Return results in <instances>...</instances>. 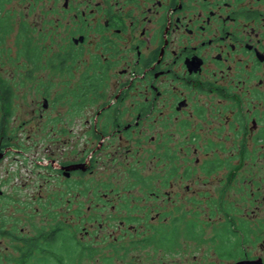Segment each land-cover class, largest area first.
<instances>
[{
  "label": "flooded vegetation",
  "instance_id": "flooded-vegetation-1",
  "mask_svg": "<svg viewBox=\"0 0 264 264\" xmlns=\"http://www.w3.org/2000/svg\"><path fill=\"white\" fill-rule=\"evenodd\" d=\"M11 19L23 33L36 32L39 40L52 34L58 63L86 68L85 102L89 93L101 101L94 122L86 124L83 149L72 160H67L66 152L63 155L59 171L67 180L74 174L93 176L105 160L123 149L132 152L130 156L138 154L134 160L140 164L139 157L148 151L138 146L139 140L130 144L129 136L144 130L166 132L163 147L168 152L172 146L181 151L204 144L217 146L225 112V126L232 132L240 126V135L250 136L241 139L242 147L248 150L246 144L259 131L260 144H256L264 145L260 126L264 121V0H0V31ZM100 83L106 85L100 89ZM43 108H48L47 99ZM76 126L66 128L75 136ZM116 137L120 144L113 147L109 140ZM8 151L0 149V157ZM218 152L195 154L193 166L188 155L175 156L177 164L172 166V160L158 161L151 150L149 157L155 161L150 163V174H157L164 164L158 171L168 191L143 187L144 176L130 172L132 185L140 187L132 202L131 192L119 193V207L112 204L115 198L107 187L88 190L98 197L94 207L120 209L122 228L127 225V211H135L138 222L131 226L134 239L110 235L106 245L100 241L104 243L100 253L93 255L124 259L129 250L139 249L133 264H184L183 259L202 243L211 220L231 207L226 196L231 181L222 189L212 186L213 190L205 191L189 184L198 169L210 176L229 168L232 157ZM174 179L185 183L184 197L172 195ZM167 203L168 207L163 206ZM223 218L226 221V214ZM178 225L180 231L173 235ZM212 229L216 230L212 238L221 240L219 228ZM222 249V259H234L232 264L258 259L264 264L263 255L251 257L243 251L236 255L229 252L232 247ZM260 250L264 251V241ZM200 260L193 256L195 264H202Z\"/></svg>",
  "mask_w": 264,
  "mask_h": 264
},
{
  "label": "rangeland",
  "instance_id": "rangeland-1",
  "mask_svg": "<svg viewBox=\"0 0 264 264\" xmlns=\"http://www.w3.org/2000/svg\"><path fill=\"white\" fill-rule=\"evenodd\" d=\"M11 18L15 19L14 16ZM12 19L8 21L10 26L7 22V27L3 26L5 28L0 31V149L1 153L5 148L9 149L0 158V191L3 192L0 196V264H12L13 258L19 255L16 248L21 246V243L14 242L8 235H2L4 231L28 238L36 235L40 229L51 231L63 224L70 226L72 232H82L78 234V241L94 248L95 253H100L104 246L100 241H105L110 235H127L129 239H134L136 236L131 226L138 223L134 221V216L137 219L135 211L125 212L128 220L122 228L119 226L122 220L120 209L112 211L94 207L98 197L89 194L88 190L107 187L110 197L115 198L112 204L119 207V193L131 192L130 201H133L140 185H132L134 179L129 173L139 172L146 181L143 187L154 186L168 191L161 182L163 174L158 171L164 169V164L157 168V174H150V163L155 161L149 157L151 150L158 155V161L166 157L172 160V166L177 164L175 156L178 159L182 154L188 155V162L191 161L190 166H193L195 154L204 156L218 150L217 155L229 156L233 160L231 164H225L235 168L217 169L210 176L198 169L189 179V184L192 188L205 191L213 190L210 188L212 186L222 189L231 181L230 189L226 192L231 206L230 217L241 229L244 225L250 226V232L246 233L247 237L230 243L214 240L212 237L216 230L213 233V227L227 228L223 214L229 211L225 213L221 210L216 219L211 220L213 222L205 230L204 239L194 254L183 259L184 264H195L194 255L201 258L198 262L202 264H232L234 259H222L220 255L222 248L229 247L238 252H246L251 257L263 255L264 258V251L260 250L261 242L264 241V145L256 144L260 140L257 139L260 131L246 144V156L240 152L243 150L240 141L246 136L250 139V136L247 132L240 135L238 125L233 132L225 126L227 112L221 114L220 143L217 146L204 144L202 147H184L185 151L172 146L168 147L171 149L168 152L163 147L167 143L163 140L166 132L140 131L134 137L129 136L130 144L139 140L138 146H144L145 151H148L139 157L140 164L134 160L138 154L130 156L133 153L123 149L114 158L105 160L101 164L103 167L93 176L74 174L67 180L59 171L63 155L66 152L67 160H72L83 149L87 139L84 135L86 124L88 121L94 122L101 101L89 93L85 102L82 96L89 88L83 77L86 68L60 65L55 54L57 43L51 39L52 34L47 36L49 39L39 40L36 32L23 33L22 28ZM105 85L100 83V89ZM6 89L11 92L10 103L3 101L7 97L4 93ZM45 99L48 100L47 109L43 108ZM68 125H77L75 136L66 128ZM260 126L264 131V121ZM3 127L5 129L2 130ZM139 138H142L141 142ZM109 142L113 147L120 144L118 137ZM58 148H61V153ZM195 149L198 150L196 153ZM184 184L181 179H174V197L176 194L184 197ZM163 206L168 207L169 204ZM129 251L124 259L102 258L96 253L94 257L86 258L83 264H133V256H138L140 250ZM144 262L149 263V260Z\"/></svg>",
  "mask_w": 264,
  "mask_h": 264
},
{
  "label": "trees",
  "instance_id": "trees-1",
  "mask_svg": "<svg viewBox=\"0 0 264 264\" xmlns=\"http://www.w3.org/2000/svg\"><path fill=\"white\" fill-rule=\"evenodd\" d=\"M91 85L93 86V83ZM4 93H6L7 97H5L3 101L10 103V100L12 99L10 89H6ZM83 98L84 100L86 99V94L83 95ZM3 121L4 119L2 122ZM3 129H5V127H3L2 130ZM246 150L247 149L243 147L242 153L244 155L247 152ZM220 163L223 162L220 161ZM222 211H229L228 213L226 212L227 231H225L223 227H218L220 233L217 235L218 238H221V241L230 243L232 241L240 240L243 237H247L246 233L250 232L249 229L251 227L249 226V228L247 225H244V228L241 229L230 217V209H222ZM180 227L181 226L179 225L174 227L176 230L173 235L180 231ZM79 233L82 232H72L70 226L60 224L51 231L40 229L36 235L28 238L15 236L14 232L4 231L2 232V235H8V237L13 239L14 242L21 243V246L16 248L19 255L17 258H13L12 264H83L85 263L86 258L94 257L93 253L95 250L90 246L82 245V243L78 241L77 238H79ZM87 235L89 236V233H87ZM222 250V254H224V249ZM229 252L233 254L235 252L236 255H239L240 253L232 249Z\"/></svg>",
  "mask_w": 264,
  "mask_h": 264
},
{
  "label": "water",
  "instance_id": "water-1",
  "mask_svg": "<svg viewBox=\"0 0 264 264\" xmlns=\"http://www.w3.org/2000/svg\"><path fill=\"white\" fill-rule=\"evenodd\" d=\"M1 158V157H0ZM78 166H75V168H73L74 170L77 169ZM1 194V192H0ZM236 264H263L262 263V260L258 259V260H246V261H241V262H238Z\"/></svg>",
  "mask_w": 264,
  "mask_h": 264
}]
</instances>
